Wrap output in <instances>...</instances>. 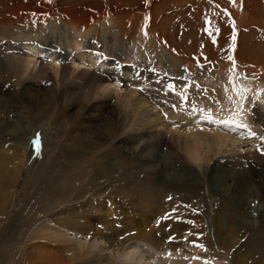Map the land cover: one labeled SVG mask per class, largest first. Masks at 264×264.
Segmentation results:
<instances>
[{"label":"rangeland","instance_id":"1","mask_svg":"<svg viewBox=\"0 0 264 264\" xmlns=\"http://www.w3.org/2000/svg\"><path fill=\"white\" fill-rule=\"evenodd\" d=\"M200 110L248 127L201 117L189 156L174 133ZM262 138L264 0H0V264H128L132 240L153 264H264Z\"/></svg>","mask_w":264,"mask_h":264},{"label":"bare ground","instance_id":"2","mask_svg":"<svg viewBox=\"0 0 264 264\" xmlns=\"http://www.w3.org/2000/svg\"><path fill=\"white\" fill-rule=\"evenodd\" d=\"M96 24V23H95ZM76 27V26H75ZM77 33V32H76ZM27 50L28 52H31L32 55H36V54H42V53H46L48 55H52L53 57V51H45L41 48H38L35 46H32L30 45L29 47H27ZM77 58H79L80 60H84L85 59V64L86 65H89V66H98L100 68H109L111 67V64L110 62H107L106 60H104V57H101V55H96L94 52H85V50H81L79 53L76 54ZM28 58H32V57H28ZM33 59H28L26 61V64L29 65L30 63H32ZM74 60V59H73ZM56 61V60H55ZM57 62V61H56ZM81 62V61H80ZM50 63V62H49ZM55 63V62H54ZM76 63V62H74ZM53 64V63H52ZM33 65V64H32ZM78 65V64H77ZM76 65V66H77ZM30 66V65H29ZM41 67V66H40ZM51 68V67H50ZM75 68V67H74ZM54 69V68H53ZM78 70V69H77ZM56 71V70H55ZM83 71V70H81ZM75 72V71H74ZM249 82V81H248ZM110 84V83H109ZM108 84V85H109ZM105 86V85H104ZM120 97V96H119ZM123 99V98H121ZM129 98H126V100H124V103L121 104V108L122 109L121 111H119V114L120 113H123L125 112V108L128 107V106H131V103H130V99L128 100ZM120 102V101H119ZM139 107V105H138ZM118 109V110H120ZM230 111V110H229ZM230 112H233V111H230ZM139 112H137V110L135 112H133V118L136 120V122H141V126L142 128L146 129V128H149V127H158V130H165L166 132H170V130L167 128L169 124H166V123H162L160 121V118L158 117L157 113H152L151 110H146V114L144 115L143 118H140V117H136L139 116L138 115ZM143 113V112H142ZM241 114V113H240ZM121 115V114H120ZM123 116V115H122ZM127 116V115H126ZM238 116V115H237ZM124 117V116H123ZM200 118L201 116L199 114H197L196 112H193V113H190L187 115L186 113V118L184 119L185 120V125L186 126H189V130H193L191 131L188 135L189 136H186L187 134H183L182 135V139L180 140V136L179 135H176V133H181V132H177L175 131L176 133H174L175 136H178L177 139V142L178 144L180 145V148L181 150L183 149L189 156H192V153L195 152L196 150L199 151L201 150L204 146L206 147H209L208 143L209 141H213V138L209 137V134L208 133H205L204 131H202L200 129V125L201 123H199L200 121ZM125 119V118H124ZM239 122L240 123H244L243 120L239 119ZM157 130V131H158ZM174 132V131H173ZM235 132H240L239 130L235 129V128H228L227 132L226 133H235ZM156 134H158L156 132ZM160 135V134H158ZM206 135V137H205ZM147 140H151L153 141L152 137L149 136V135H145ZM163 136V135H162ZM172 136V135H170ZM162 138V137H161ZM174 138V137H172ZM160 139V138H157V140ZM231 143V142H230ZM80 144V143H79ZM79 147L82 148V144L78 145ZM86 147V146H85ZM84 148V147H83ZM151 147L147 144L146 146L143 147V150H141V152L144 154H148L149 151H151ZM158 155L160 157V154L159 153H156L155 156ZM150 156V155H149ZM21 157V156H20ZM153 157V156H152ZM157 157V156H156ZM198 158V157H197ZM203 158V157H202ZM17 160V159H16ZM155 160V159H154ZM157 162V161H156ZM12 163V162H11ZM9 164V163H8ZM14 165V163H13ZM16 166V165H15ZM18 166V165H17ZM155 167V166H154ZM19 168V167H18ZM16 169V167H15ZM8 175V174H7ZM2 177V176H1ZM108 179V178H107ZM119 181V180H118ZM126 186L125 185H120L121 187L123 188H116L115 191H113L112 193H117L118 196L122 197L120 195L119 192L122 191V189H124L125 187H131V183H128L126 182ZM3 190V189H2ZM141 191V190H140ZM5 192V190H4ZM125 192V191H124ZM128 192V191H127ZM126 193V192H125ZM5 195H8L7 193L3 194L2 195V199L0 201V206L2 208H4V206L6 205V197ZM126 197V195H125ZM219 220V219H218ZM218 220H215L217 223H215L214 225H216L217 227L219 226V224H221L220 222H218ZM222 225V224H221ZM200 227V226H199ZM133 235V234H132ZM135 235V234H134ZM136 236V235H135ZM140 237V236H139ZM151 245V244H150ZM126 249H129L128 251H126L125 253V257L128 258V264H153L149 261H145L148 257H151V258H155L157 256H165L167 255L166 253V250L165 251H159L155 248H153V246H149V244H147L146 242L145 243H140L139 240H132L130 241L128 244L125 245V248H124V251ZM263 257V256H262ZM108 264H109V260L107 261ZM189 263H195V264H200L198 263L197 261L195 260H190L187 262V264Z\"/></svg>","mask_w":264,"mask_h":264},{"label":"snow or ice","instance_id":"3","mask_svg":"<svg viewBox=\"0 0 264 264\" xmlns=\"http://www.w3.org/2000/svg\"><path fill=\"white\" fill-rule=\"evenodd\" d=\"M232 2H234V0H232ZM225 13H227V10H225ZM207 24H209V26L211 25V21H206ZM205 31L207 32L208 36L212 39V43L215 45L216 44V39H215V36L213 35V30L211 29V27L209 28H206ZM217 34L219 33V28H216L214 30ZM235 39V36L233 35V40ZM229 60H233V58L231 56L228 57ZM234 63V61H233ZM198 66H201L202 65H199ZM245 79H247V77H244ZM198 87V86H197ZM168 88L170 91H175L174 89V86L173 85H168ZM234 90H235V87H234ZM225 91H227V89H225ZM247 92V89H240L237 94L241 97V100H244L245 99V94ZM179 94V93H178ZM182 100H186L187 97L182 95L181 96ZM229 99H231V97H229ZM258 97H257V101H258ZM173 107H175V105H173ZM236 110H237V114L239 113V111H241V105L239 103H236ZM201 111V117L202 119L206 120L207 122L209 123H212V124H223L225 128H232L234 125L235 126H238V127H248L247 125L245 124H240L237 122V120L235 118H231V119H227V120H217L215 119L211 114L210 112H204L203 110H200ZM249 136H255V133L254 132H251L249 131ZM264 139V138H262ZM173 211H175V209H173ZM168 216L166 215L164 217V219H167ZM170 240H174L175 238L174 237H170L169 238ZM185 239H187V237H185ZM195 243V242H193ZM198 247H201L203 248V245H197Z\"/></svg>","mask_w":264,"mask_h":264}]
</instances>
